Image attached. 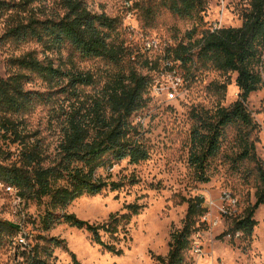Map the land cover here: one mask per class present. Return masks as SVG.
I'll use <instances>...</instances> for the list:
<instances>
[{
  "label": "trees",
  "instance_id": "obj_1",
  "mask_svg": "<svg viewBox=\"0 0 264 264\" xmlns=\"http://www.w3.org/2000/svg\"><path fill=\"white\" fill-rule=\"evenodd\" d=\"M37 1L0 3L14 11L0 41L34 42L43 53L42 58L36 51L11 57L7 75H0V138L6 147H0V184L11 187V193L20 201H34L42 207L41 230L48 231L62 222L86 230L103 250L121 253L116 245L120 241L119 228L124 232L142 205H125L127 212L112 213L101 223L80 220L67 212V207L83 195L118 191L124 181L110 179L113 166L122 160L137 164L147 159L144 132L133 118L146 108L152 77L167 60L179 62L187 83L201 69L236 74L239 92L233 103L196 112L188 161L197 181L208 182V168L223 153L227 131L232 130L229 158L233 167L246 163L251 166L248 172L254 176L256 191L254 203L240 215L230 217L232 228L224 233L232 238L239 232L250 238L257 224L253 215L264 205V161L256 151L258 125L245 102L264 84V0H248L239 27L214 29L207 27L203 19L209 0H148L140 6L145 26L151 27L162 11L193 23L186 41L180 39L152 55L142 54L137 45L125 42L120 18L94 13L83 0H59L62 13L42 17L27 9ZM22 13L26 15L20 16ZM62 51L68 53L65 61L71 63L70 67L65 61L55 64L49 56ZM74 56L104 61L110 67L98 89L91 73L73 70ZM138 67L147 72L142 73ZM35 78L46 86L44 90L28 87ZM211 85L222 98L226 85ZM88 87L92 88L89 93L84 90ZM53 96L58 105L49 112L47 130L56 137L51 148L46 136L25 125L24 116L38 105L52 103ZM181 202L187 204L182 225L171 231L167 254L154 257L159 264H188L191 260L192 237L199 231L207 207L200 196ZM20 231V224L0 218V246L12 243ZM101 231L115 243L103 241ZM19 246L22 264H53L54 248L67 250L64 240L58 237L38 236L35 243L16 245L17 250ZM68 252L72 264H80L74 253Z\"/></svg>",
  "mask_w": 264,
  "mask_h": 264
},
{
  "label": "rangeland",
  "instance_id": "obj_2",
  "mask_svg": "<svg viewBox=\"0 0 264 264\" xmlns=\"http://www.w3.org/2000/svg\"><path fill=\"white\" fill-rule=\"evenodd\" d=\"M87 8L94 13H104L109 17H118L124 33L122 37L129 46L139 47L146 39L154 38L161 48L177 43L180 39L186 41L192 28V21L179 20L167 12H160L150 26L141 22L140 6L148 0H83ZM18 0H1L0 3H17ZM248 7V0H209L203 19L207 27H239L242 24V13ZM29 11L39 17L62 13L59 0H39L31 4ZM13 9L0 5V37L4 34ZM26 13L20 14L24 16ZM160 49V47H159ZM29 51H36L39 58L43 57L41 48L34 42H1L0 41V75L6 76L7 63L11 57H17ZM156 51H150L152 55ZM68 53H51L55 64L65 61ZM66 65L70 67L71 63ZM73 70L89 72L95 79V89H98L110 71V67L100 60H81L73 58ZM146 73L145 68L138 67ZM184 75L183 68H178ZM155 76V74H154ZM184 77V76H183ZM235 73L221 74L213 70L201 69L187 83L184 94L175 100H166L164 96H152L151 90L146 108L134 118L144 132V143L148 149L147 159L130 164L127 160L115 164L110 170L111 180H122L124 186L118 191H104L98 195H83L73 200L67 207V212L90 223H101L112 213H125V205L137 203L143 208L133 215L123 229L119 228L121 248L118 255L103 250L91 240L90 234L84 230L59 222L43 231L39 225V214L42 207L34 201H20L13 193L0 184V218L18 223L21 231L12 243L0 246V264H22L20 255L22 247L19 235L24 236V243H35L38 236L58 237L63 239L67 250L61 246L55 247L53 264H72L69 252L74 253L80 264H159L155 256H165L168 251L170 233L180 228L184 219L187 204L181 202L200 196L209 212V221L199 224L200 236L196 241L201 245L203 254L194 258L195 264H264V205H260L253 218L257 221L250 238L240 235L225 236V231L232 228L230 217L241 214L243 209L255 201L256 191L254 176L248 170L246 163L233 167L229 158L232 146V130L227 131L223 143V153L217 157L208 168L209 181L200 183L188 161L190 149V131L195 123L196 112L214 109L218 104L229 106L238 97L235 84ZM213 82L224 83V96L216 93ZM31 89L44 90L46 86L38 79L28 84ZM92 87V86H91ZM84 89L87 93L92 88ZM54 101L45 106L38 105L24 116L25 125L32 130H39L42 136L54 146L55 135L47 130L49 112L57 107ZM245 106L257 123L256 151L264 161V84L255 92L249 94ZM51 134H50V133ZM1 135V134H0ZM0 147L5 150V143L0 138ZM239 166V167H238ZM103 175L106 172L100 170ZM223 193H228L236 204L221 203ZM223 207L227 213L220 212ZM219 219L216 225L212 221ZM121 227V226H120ZM103 241L115 243L109 235L100 232ZM195 235V234H194ZM231 239V240H230ZM24 244V245H25ZM18 251V252H17Z\"/></svg>",
  "mask_w": 264,
  "mask_h": 264
},
{
  "label": "built area",
  "instance_id": "obj_3",
  "mask_svg": "<svg viewBox=\"0 0 264 264\" xmlns=\"http://www.w3.org/2000/svg\"><path fill=\"white\" fill-rule=\"evenodd\" d=\"M217 28L210 27V29ZM160 47V49H159ZM165 48V46L163 47ZM163 48H161L160 43L154 39H146L143 41L141 45H139L138 50L142 54H148L150 51H156V53H160ZM179 62H173V61H164L160 67V69L157 71L155 76L152 77V81L150 84V90L152 93V96H164L166 100H175L179 96L184 94L185 89L187 88V81L185 78L179 74L178 68H179ZM6 190L9 192H12L11 187H6ZM227 202L228 204H236L235 199H233L228 193H223V196H221V203ZM220 212L223 213V215L230 214L227 213L223 209V207H220ZM209 221V212H206L201 217V222H208ZM219 222V219H215L212 221L213 225H216ZM241 233L237 232L236 235H240ZM235 235V236H236ZM24 234L19 235V242L21 245H24ZM200 236L199 232L195 233L192 237V245L190 250L191 260L188 264H195L194 258L201 257L203 254L201 245L196 241V239ZM230 237V235H227Z\"/></svg>",
  "mask_w": 264,
  "mask_h": 264
}]
</instances>
